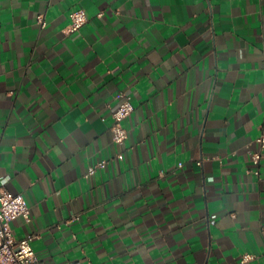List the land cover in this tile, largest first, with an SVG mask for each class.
<instances>
[{"label":"crops","instance_id":"0c3cea01","mask_svg":"<svg viewBox=\"0 0 264 264\" xmlns=\"http://www.w3.org/2000/svg\"><path fill=\"white\" fill-rule=\"evenodd\" d=\"M263 129L264 0H0V193L35 264H264Z\"/></svg>","mask_w":264,"mask_h":264},{"label":"built area","instance_id":"2783aa9c","mask_svg":"<svg viewBox=\"0 0 264 264\" xmlns=\"http://www.w3.org/2000/svg\"><path fill=\"white\" fill-rule=\"evenodd\" d=\"M42 26H46L47 22L43 17H40ZM88 21L87 13L84 9H77L71 14V23L67 28V32L73 33L79 31ZM122 101L118 108L113 113V140L122 145L128 138V129L124 125V120L132 113L134 106L131 95L120 94ZM260 144L259 149L254 150L249 148V154L253 163L260 165L264 151V129L257 138ZM201 164V160L198 162ZM106 161L102 160L88 167L86 176L93 174L96 169L104 167ZM180 166L183 163H179ZM259 174V170H256ZM17 218H23L29 221L31 218V206L22 194H14L3 188L0 193V264H35L36 252L33 246V241L37 237L35 233H29L24 237H17L12 227V221ZM254 258L252 254L243 256L238 264H250Z\"/></svg>","mask_w":264,"mask_h":264}]
</instances>
